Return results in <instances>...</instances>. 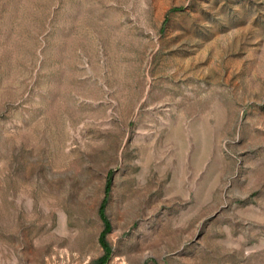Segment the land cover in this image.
Listing matches in <instances>:
<instances>
[{
    "label": "rangeland",
    "instance_id": "obj_1",
    "mask_svg": "<svg viewBox=\"0 0 264 264\" xmlns=\"http://www.w3.org/2000/svg\"><path fill=\"white\" fill-rule=\"evenodd\" d=\"M0 264H264V0H0Z\"/></svg>",
    "mask_w": 264,
    "mask_h": 264
}]
</instances>
